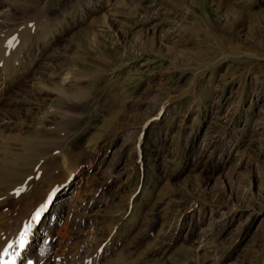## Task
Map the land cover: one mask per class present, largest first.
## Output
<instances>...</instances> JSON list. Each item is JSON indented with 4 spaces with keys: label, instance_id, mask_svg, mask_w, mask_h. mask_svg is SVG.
<instances>
[{
    "label": "rangeland",
    "instance_id": "374dc122",
    "mask_svg": "<svg viewBox=\"0 0 264 264\" xmlns=\"http://www.w3.org/2000/svg\"><path fill=\"white\" fill-rule=\"evenodd\" d=\"M13 39L0 139L77 168L34 262L264 264V0H0Z\"/></svg>",
    "mask_w": 264,
    "mask_h": 264
},
{
    "label": "bare ground",
    "instance_id": "6f19581e",
    "mask_svg": "<svg viewBox=\"0 0 264 264\" xmlns=\"http://www.w3.org/2000/svg\"><path fill=\"white\" fill-rule=\"evenodd\" d=\"M14 39L13 41L9 42L8 40V42L0 44V62L3 61V63L6 64L5 68H7V71L13 68L18 59L15 56H18V54H16L17 50L15 49V53L13 51V45L16 43V41H18L16 40L18 38L16 37V41ZM11 55L12 59L10 60ZM8 83L9 80L7 78V84ZM36 85L38 84L36 83ZM41 89L42 91H45L42 87H40V90ZM1 122L2 126L6 125L4 120H1ZM14 128L18 127L16 126ZM16 139L12 140L15 146H11V143L8 140L0 139V203L6 204L8 200L13 199L14 201H16L15 205H17L11 212L8 211L7 213L5 212L6 214L0 215V253H3L4 249L7 248L9 244H13V247L9 249V253H11L12 255L4 257V259H15L16 264H37L30 257L31 248L33 247L38 239V236L41 233L39 231L45 232L47 235L50 233V229H46L44 228V226L40 227L41 224L37 223V220L38 218L42 220L43 215L51 211V208L53 207V205L51 206V208L49 207L51 197H53L54 194L58 192L57 190L63 189L64 191L67 187H69V185L71 184V180H73L77 173V168L75 169V167L73 166L74 162L68 157V154L66 155L62 152L60 153V151L57 152V150L61 148V141L49 143L46 147H32V145L26 142V145H29L28 148L24 149L28 151L26 152V154H21L20 151L18 152V143H20V141ZM22 141L25 143V140ZM54 152L59 153V155H63L60 170L64 172L66 178L64 181H52L45 184V178L50 175L49 172L51 170L49 161L40 169V166L38 167V164L43 160L45 156L47 157L48 155H56L54 154ZM27 154H29V158L35 157L36 160H26ZM53 158H51V160H53ZM39 171L43 172L41 178L40 175H37ZM34 175H37L36 180L34 179L35 181L30 182L29 178ZM37 178H40L41 180L37 181ZM60 186L64 187L59 188ZM12 187L14 189L20 187V190H15V194L9 197L7 196V191ZM59 193L57 201H59L63 196L62 192L61 194ZM27 200L30 201V203L27 202ZM59 207L60 205L58 202L54 206L55 209H53L54 212L51 216L52 221H50V224L52 225L55 220L57 222L56 215L58 212L57 208ZM38 209L40 210L38 211ZM37 213H39V215H37ZM30 216L31 220L28 222ZM26 225L28 226L29 230L27 231L24 238L25 242L23 246H21V233L25 232ZM72 257L68 253L67 249H62L59 254L54 255V263L52 264H72Z\"/></svg>",
    "mask_w": 264,
    "mask_h": 264
},
{
    "label": "snow or ice",
    "instance_id": "6c2138e0",
    "mask_svg": "<svg viewBox=\"0 0 264 264\" xmlns=\"http://www.w3.org/2000/svg\"><path fill=\"white\" fill-rule=\"evenodd\" d=\"M37 215H39V213H37ZM28 226L26 225L25 226V232L24 233H21V240H20V244L21 246H23L24 242H25V236H26V233L28 231ZM13 247V244H9L7 248L4 249L3 253H0V264H16V261L15 259H11V260H8V259H4V257H7L9 255H12L11 253H9V249Z\"/></svg>",
    "mask_w": 264,
    "mask_h": 264
}]
</instances>
